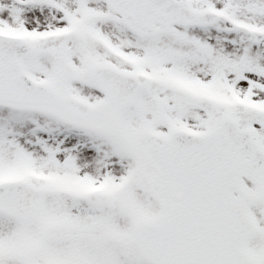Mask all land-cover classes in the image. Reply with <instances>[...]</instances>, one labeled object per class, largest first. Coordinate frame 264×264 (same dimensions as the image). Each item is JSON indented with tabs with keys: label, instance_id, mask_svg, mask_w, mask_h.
<instances>
[{
	"label": "snow or ice",
	"instance_id": "snow-or-ice-1",
	"mask_svg": "<svg viewBox=\"0 0 264 264\" xmlns=\"http://www.w3.org/2000/svg\"><path fill=\"white\" fill-rule=\"evenodd\" d=\"M0 264H264V0H0Z\"/></svg>",
	"mask_w": 264,
	"mask_h": 264
}]
</instances>
